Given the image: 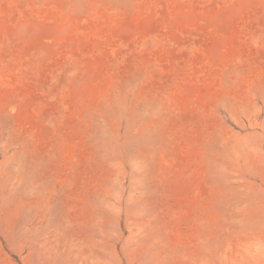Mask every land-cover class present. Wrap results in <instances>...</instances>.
<instances>
[{"label": "rangeland", "instance_id": "rangeland-1", "mask_svg": "<svg viewBox=\"0 0 264 264\" xmlns=\"http://www.w3.org/2000/svg\"><path fill=\"white\" fill-rule=\"evenodd\" d=\"M0 264H264V0H0Z\"/></svg>", "mask_w": 264, "mask_h": 264}]
</instances>
